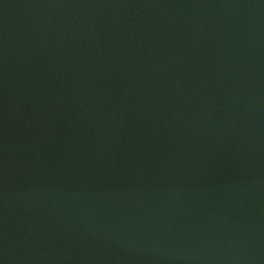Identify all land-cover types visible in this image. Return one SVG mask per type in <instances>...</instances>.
Returning <instances> with one entry per match:
<instances>
[{
	"label": "water",
	"instance_id": "1",
	"mask_svg": "<svg viewBox=\"0 0 264 264\" xmlns=\"http://www.w3.org/2000/svg\"><path fill=\"white\" fill-rule=\"evenodd\" d=\"M0 108L219 264H264V0H0Z\"/></svg>",
	"mask_w": 264,
	"mask_h": 264
}]
</instances>
